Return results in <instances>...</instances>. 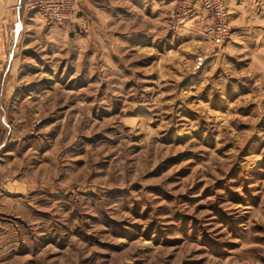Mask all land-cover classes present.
<instances>
[{"label":"rangeland","instance_id":"1","mask_svg":"<svg viewBox=\"0 0 264 264\" xmlns=\"http://www.w3.org/2000/svg\"><path fill=\"white\" fill-rule=\"evenodd\" d=\"M25 1L0 264H264V25L227 44L172 22L178 0H79L61 23Z\"/></svg>","mask_w":264,"mask_h":264},{"label":"crops","instance_id":"2","mask_svg":"<svg viewBox=\"0 0 264 264\" xmlns=\"http://www.w3.org/2000/svg\"><path fill=\"white\" fill-rule=\"evenodd\" d=\"M19 0H0V98H6L7 85L14 83L13 77H6L16 65V55L19 50V38L22 33V22L13 21L8 25L9 19L21 17L19 12L11 9L10 4ZM93 0H80L81 6L91 4ZM230 20L234 28L233 43L243 39L244 35L251 33L259 24L264 25V0H227ZM9 7V8H8ZM18 14V15H17ZM12 74V73H11ZM1 107V106H0ZM4 140L0 142V146Z\"/></svg>","mask_w":264,"mask_h":264},{"label":"built area","instance_id":"3","mask_svg":"<svg viewBox=\"0 0 264 264\" xmlns=\"http://www.w3.org/2000/svg\"><path fill=\"white\" fill-rule=\"evenodd\" d=\"M78 3L79 0H26L23 6L40 12L51 23H61L73 17ZM173 12L172 22L183 16L220 42L231 40L234 33L227 0H178ZM197 62L203 65L204 57L199 56Z\"/></svg>","mask_w":264,"mask_h":264}]
</instances>
